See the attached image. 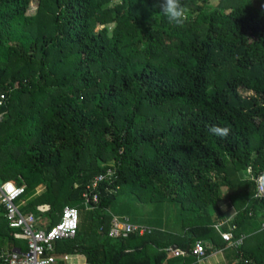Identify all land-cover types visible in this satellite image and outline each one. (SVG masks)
<instances>
[{"label":"trees","instance_id":"obj_1","mask_svg":"<svg viewBox=\"0 0 264 264\" xmlns=\"http://www.w3.org/2000/svg\"><path fill=\"white\" fill-rule=\"evenodd\" d=\"M37 1L28 15L30 0H0V183L25 185L23 197L43 188L21 212L52 226L65 207L81 216L82 194L96 193L62 252L85 264H199L166 249L224 247L214 225L227 197L235 237L253 229L227 248L228 264H264V230L254 229L264 200L247 173H264V0H181L179 27L153 0ZM214 124L229 134H211ZM124 193L176 203L186 233L108 238L105 212ZM2 237L20 245L9 229Z\"/></svg>","mask_w":264,"mask_h":264},{"label":"built area","instance_id":"obj_2","mask_svg":"<svg viewBox=\"0 0 264 264\" xmlns=\"http://www.w3.org/2000/svg\"><path fill=\"white\" fill-rule=\"evenodd\" d=\"M4 96H0V106L4 103ZM2 116H0V121ZM251 169L248 168L247 173L250 174L251 179L254 180L256 191L254 197L264 200V173L253 176ZM107 176L112 175V170L106 171ZM105 178V174L94 177L92 183L87 188L97 190L101 181ZM108 193L116 190L107 189ZM25 185L17 186L12 181L0 183V206L4 209V217L7 227L14 231V236L25 241L24 251L3 252L0 254V264H61L56 257L55 246L58 242L66 239H71L76 235L79 227V213L80 210L76 207H65L62 210L61 217L48 230L39 227L37 217L33 214H24L21 212V202L24 199ZM83 205L85 209H89V203H97L98 197L96 193H83ZM229 223H217L214 225L215 230L220 235L221 239L226 243L227 247L234 249L239 248L243 243V235L235 237L233 225ZM228 226V230L223 231V226ZM264 229V222L261 224ZM150 229L144 226H138L130 223L127 218L111 217L110 227L107 232V237L112 240H123L130 235L135 234L143 236L149 234ZM167 252L173 257H184L188 253L193 255L198 262L203 260L206 256L205 245L197 241L191 250L189 249H172L168 247ZM66 260V257L63 258Z\"/></svg>","mask_w":264,"mask_h":264},{"label":"rangeland","instance_id":"obj_3","mask_svg":"<svg viewBox=\"0 0 264 264\" xmlns=\"http://www.w3.org/2000/svg\"><path fill=\"white\" fill-rule=\"evenodd\" d=\"M219 0H210L209 6H215ZM38 1L37 0H30L29 8L27 10L28 15H35L37 11ZM112 4H108L107 7H111ZM108 31L111 32L114 25L109 24L106 26ZM103 26H99V29H102ZM111 164V162H110ZM103 165V164H101ZM112 165V164H111ZM241 178L246 179L248 174L245 171H241ZM41 192L43 190L42 187H38L36 191ZM229 189L227 187H222V194L223 196L227 195ZM35 193V192H34ZM33 193V194H34ZM86 209L82 211L79 224L81 229L83 227L82 217L84 218L86 214ZM106 213L110 216V214H115L117 216H125L127 217L131 223L136 224L138 226H144L151 231L161 232L169 235L170 233H177L176 235L172 234L173 239L175 236H178L183 231V224H184V216L180 212V208L176 203L171 202H163V203H139L131 198L128 194L124 193L120 197H118L116 203H113L111 207L106 211ZM46 223L45 220H42ZM187 221H185L186 223ZM264 222V216H259L255 219L254 222V229L258 231H263L264 229L261 228V224ZM3 225V221H0V226ZM88 223H86V226ZM253 230V229H252ZM169 240V239H167ZM4 248L3 241L0 242V251ZM215 258H211L210 260H214ZM74 259L69 261L73 263Z\"/></svg>","mask_w":264,"mask_h":264},{"label":"crops","instance_id":"obj_4","mask_svg":"<svg viewBox=\"0 0 264 264\" xmlns=\"http://www.w3.org/2000/svg\"><path fill=\"white\" fill-rule=\"evenodd\" d=\"M36 189L32 193H30L26 197H24V199L22 200L21 205H20L21 208H23V206L28 201L33 200L35 197H37L38 195H40L43 192V190L41 192H39L38 190L36 191ZM227 195H228V192H227ZM89 210H91V212H92V209H87L86 211H89ZM217 210H218V214H219V217H218L219 220L216 221V222L217 223H221V222L225 223L226 222V223H229L228 226L231 225L230 221L236 216V213H237L236 212V209L234 208L233 204L231 203V200L228 199L227 197H225L223 200H221L218 203ZM257 211H258L257 213H259L257 215L258 217L259 216H264V208L263 209H260V210L258 209ZM88 213H90V211ZM24 214H32V213H24ZM34 216L36 217V215H34ZM110 216L111 217L114 216V217H118V218H127L125 216H117L115 214H110ZM37 219H38V222H39V227L42 228V229H44V230H48L49 228H51L55 224L54 223L52 226H49L48 220L45 217H43V216L42 217L39 216V217H37ZM42 220H45L46 223H44ZM0 221H3V225L0 226V242L3 241V243H4V248L1 249L0 254L3 253V252H11V251H15V250L16 251H24L25 250V241L22 240V239H19V238L15 237L14 236V234H15L14 231L10 230L7 227V223H6V220H5V217H4V209H3L2 206H0ZM128 221L130 222L129 219H128ZM217 223H215V224H217ZM134 225H136V224H134ZM228 226H227V228L225 227V225L223 227H225L224 229H227L228 230ZM223 227H222V230H223ZM4 228L5 229H9L12 232L13 238L19 240L20 241V245H17L15 247H12V249L9 250L8 246H6V244H5L4 238L2 237V231H5ZM249 230H252L251 225H250L249 228H247L243 232H241V234L244 237L243 242H244V240H246V238L248 237V235L251 233ZM223 231H225V230H223ZM184 233H186V231L184 232V230H183L181 234H184ZM170 234H174V233H170L169 232V235ZM176 234L177 233H175L174 235H176ZM207 243H209V242H207ZM174 245L175 244H172L170 247H172ZM205 246H207V245L205 244ZM227 248H231V247H227L226 245L224 247H218V248L215 247V246L210 247V249H212V250L209 252V254H207L205 256V258L203 260H201L199 262V264H228V263H230L231 260L227 259V257H226ZM55 250H56V257L60 261H63L61 264H69V261H71L72 259H74V262L73 263H70V264H85V258L83 256H81V255H75V254H70V253L62 252L60 249H58L57 244L55 246ZM64 257H66V260H63ZM211 258H215V259L214 260H210ZM228 260H229V262H228ZM0 263H1V261H0Z\"/></svg>","mask_w":264,"mask_h":264},{"label":"clouds","instance_id":"obj_5","mask_svg":"<svg viewBox=\"0 0 264 264\" xmlns=\"http://www.w3.org/2000/svg\"><path fill=\"white\" fill-rule=\"evenodd\" d=\"M154 6L159 7L160 12L170 24L182 26L186 20L187 8L182 4L181 0H153ZM208 131L221 138L226 137L230 129L219 125L209 126Z\"/></svg>","mask_w":264,"mask_h":264},{"label":"water","instance_id":"obj_6","mask_svg":"<svg viewBox=\"0 0 264 264\" xmlns=\"http://www.w3.org/2000/svg\"><path fill=\"white\" fill-rule=\"evenodd\" d=\"M172 249H177L178 247L176 245L172 246L171 247Z\"/></svg>","mask_w":264,"mask_h":264}]
</instances>
